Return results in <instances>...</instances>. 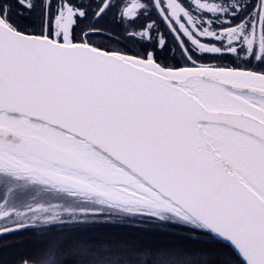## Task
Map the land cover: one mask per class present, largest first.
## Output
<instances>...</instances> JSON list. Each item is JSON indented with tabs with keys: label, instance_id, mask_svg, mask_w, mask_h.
<instances>
[{
	"label": "snow or ice",
	"instance_id": "snow-or-ice-1",
	"mask_svg": "<svg viewBox=\"0 0 264 264\" xmlns=\"http://www.w3.org/2000/svg\"><path fill=\"white\" fill-rule=\"evenodd\" d=\"M0 264H264V0H0Z\"/></svg>",
	"mask_w": 264,
	"mask_h": 264
},
{
	"label": "rangeland",
	"instance_id": "rangeland-1",
	"mask_svg": "<svg viewBox=\"0 0 264 264\" xmlns=\"http://www.w3.org/2000/svg\"><path fill=\"white\" fill-rule=\"evenodd\" d=\"M28 239L29 237L27 234H19L9 237L7 240L9 247L7 249L3 247L4 241H0V256H6L9 259H17L21 254L29 251V246L27 244L20 247L17 242L27 241Z\"/></svg>",
	"mask_w": 264,
	"mask_h": 264
}]
</instances>
